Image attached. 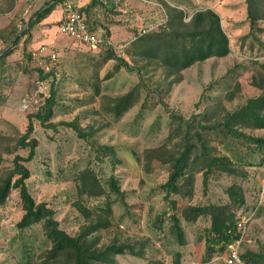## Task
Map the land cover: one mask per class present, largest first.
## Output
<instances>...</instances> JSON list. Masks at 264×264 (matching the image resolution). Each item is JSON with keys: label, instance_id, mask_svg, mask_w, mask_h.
Returning a JSON list of instances; mask_svg holds the SVG:
<instances>
[{"label": "rangeland", "instance_id": "374dc122", "mask_svg": "<svg viewBox=\"0 0 264 264\" xmlns=\"http://www.w3.org/2000/svg\"><path fill=\"white\" fill-rule=\"evenodd\" d=\"M49 1L0 0V176L13 167L16 155L27 157V150L9 151L26 131L28 115L38 113L49 97L54 82L58 103L51 121L75 122L89 134L80 138L71 127L58 124L56 129H46L35 121L33 136L39 145L35 159L26 166L31 172L27 184L36 203L53 209L60 227L69 235H76L86 223L75 207L79 201L110 222L109 228L99 234L101 243L118 240L137 247L144 244L143 258L121 255L115 264H176V253L181 254L180 264H224L214 261L205 247L209 218L195 223L181 219L187 242L183 247L170 233V218L189 205L227 203L226 189L232 185L244 189L246 207L252 209L264 173L263 150L252 143L213 134L209 139L213 153L230 157L238 172L232 176L211 174L207 190L203 173L195 172L192 198L175 194L166 197L161 186L171 170L156 160L146 165L145 152L161 146L172 149L181 140L180 136L169 140L172 121L168 111L185 120L206 113L212 124L261 93L252 82L264 75V22L258 24L261 32L250 35L245 0H104L89 14L83 13L94 32L109 33L112 51L128 63V70L118 68L116 60H108L107 50L93 51L60 33L59 8L49 24L32 26L33 15ZM73 1L78 7L85 4ZM57 6L62 8L60 3ZM167 6L184 11L185 22L201 10L216 12L230 40V53L196 63L180 76L134 57L132 43L137 35L164 29ZM16 35L19 44L1 58ZM42 45L59 55L54 77L47 79H42L31 59V53ZM136 88L137 103L116 119L112 112L115 99ZM175 124L178 126L179 121ZM243 132L264 139V129ZM106 148L113 152L104 151ZM88 169L98 177L104 196H79V177ZM112 175L124 192L125 202L110 192ZM107 203L111 205L109 213ZM246 207L237 211L239 215L249 211ZM24 214L19 190L12 189L0 206V264L36 263L51 246L41 224L18 228ZM247 235L244 253L264 254V204L248 224Z\"/></svg>", "mask_w": 264, "mask_h": 264}, {"label": "trees", "instance_id": "16d2710c", "mask_svg": "<svg viewBox=\"0 0 264 264\" xmlns=\"http://www.w3.org/2000/svg\"><path fill=\"white\" fill-rule=\"evenodd\" d=\"M104 0H91L82 12L90 13ZM61 0H51L37 11L30 20L34 26L48 18L56 9ZM247 11V22L250 27V35L255 31H262L259 22H264V0H245ZM167 23L160 32H151L137 35L132 43L134 57L147 62L156 63L166 69L169 75L180 76L181 72L192 67L196 63L204 62L210 58H222L230 53V40L224 31L220 16L211 9L196 12L189 22H185L184 11L167 6ZM27 33H25L26 35ZM109 38V33L106 34ZM20 37L16 35L11 46L6 49L1 58L12 53L15 46L19 44ZM107 49L108 60L114 59L118 62L117 67H125L130 70L128 63L120 59L111 49ZM30 58V57H29ZM264 70V65H262ZM42 79L54 77V71L43 75V71L37 68ZM179 81V79L177 80ZM253 86L261 91L255 97L247 101L232 112H226L219 122L209 124L212 118L201 114L190 120L177 116L168 111L171 116L172 126L169 140L173 141L178 136L181 140L175 143L172 149L161 146L149 149L145 152V164L150 165L154 160L160 165L167 166L171 170L168 180L161 186L166 197L175 194L182 198L193 197L194 173H203L204 189L207 190L209 177L214 173H225L235 175L238 170L236 164L226 155H216L209 139L217 134L226 140H238L252 143L258 146L264 153V139L247 135L245 129H264V75L253 79ZM137 90L134 89L127 95L115 99L112 112L119 119L125 112L137 103ZM58 103V91L54 82L51 85L50 95L36 114L28 115V125L15 143V150L28 151L27 157L16 155L13 167L0 176V206L7 201L12 189L19 190V195L25 212L18 228L27 229L35 224H41L46 239L51 246L39 258L36 263L30 264H115L116 257L131 255L138 258L144 257V244L121 243L114 240L110 243H101L100 232L110 226L108 219L91 209L85 207L79 201L75 207L83 214L86 223L79 227L76 235H69L60 227L55 212L45 203H36L32 197L27 181L31 172L26 166L32 162L37 155L39 142L34 138L35 121H38L46 129H56L58 124L73 128L80 138H86L89 133L72 123H53L51 120L55 115V107ZM167 107V106H166ZM179 125L176 126V122ZM104 151H111L105 149ZM103 153V156H105ZM140 161V159H138ZM241 161V158H237ZM120 162V161H117ZM79 180L81 186L78 188L80 197L99 198L104 196L105 190L100 185L98 177L91 170L81 173ZM110 192L118 195L123 202L124 192L121 191L117 179L112 175L109 179ZM228 202L224 204L189 205L180 210L177 215L170 218L172 224L169 228L179 246L187 244L185 232L181 226V219L187 223H195L200 218H209L210 227L206 229L204 242L207 253L210 256L223 253L229 244L240 239L242 231L239 222L242 217L254 210H249L245 199L244 189L239 185H232L226 189ZM110 203H107V211H110ZM247 213L239 215L238 210L245 208ZM176 264H180L181 254L176 253ZM242 258L248 264H264V254L254 251H246Z\"/></svg>", "mask_w": 264, "mask_h": 264}, {"label": "built area", "instance_id": "2783aa9c", "mask_svg": "<svg viewBox=\"0 0 264 264\" xmlns=\"http://www.w3.org/2000/svg\"><path fill=\"white\" fill-rule=\"evenodd\" d=\"M62 18L59 24V31L70 39L89 46L93 51L107 50L112 47V43L104 34H98L89 26L85 14L76 6L73 0H61ZM31 59L35 66L49 73L57 69L59 65V55L55 49L47 45H42L35 52L31 53ZM264 204V173L260 183V193L258 201L251 214H246L239 222V229L242 235L239 240L228 245L221 254H216L214 261H221L224 264H248L243 258L244 245L248 242L247 226L255 217L260 207Z\"/></svg>", "mask_w": 264, "mask_h": 264}, {"label": "crops", "instance_id": "0c3cea01", "mask_svg": "<svg viewBox=\"0 0 264 264\" xmlns=\"http://www.w3.org/2000/svg\"><path fill=\"white\" fill-rule=\"evenodd\" d=\"M82 1H84L85 4H84L83 6H80L79 8L85 7L86 5H88V4L91 2V0H82ZM58 8H59V12H60L58 18L61 19V18H62V8H61V7L56 6V9L53 11V13H54ZM53 13H52L48 18H46L44 21H42V23H43V24H49V23L51 22V21H50L51 18H55L54 16H52Z\"/></svg>", "mask_w": 264, "mask_h": 264}]
</instances>
